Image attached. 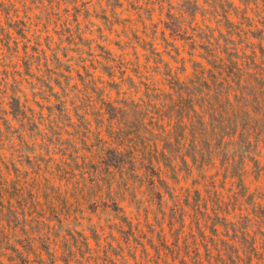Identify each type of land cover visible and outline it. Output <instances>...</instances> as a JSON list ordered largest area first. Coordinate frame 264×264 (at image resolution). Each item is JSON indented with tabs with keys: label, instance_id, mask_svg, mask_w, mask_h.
Listing matches in <instances>:
<instances>
[{
	"label": "rangeland",
	"instance_id": "1",
	"mask_svg": "<svg viewBox=\"0 0 264 264\" xmlns=\"http://www.w3.org/2000/svg\"><path fill=\"white\" fill-rule=\"evenodd\" d=\"M8 1L9 13L18 23L14 31L8 29L11 37L0 42V79L8 81L0 88L1 188L8 187L12 193L13 187L24 188L27 194H39L41 201L58 195L75 215L81 213L76 229L87 234L94 229L103 236L108 227L120 225L113 211L115 199L133 220L138 216L152 221L154 213L157 217L160 213L200 217L206 210L233 209L239 204L250 211L264 209V134L233 166L236 177L224 178L221 161L231 158V147L199 144L198 164H206L194 167L186 157L192 166L187 170L180 159L184 150L179 151L176 144L168 168L158 156L161 145L156 148L132 116L123 117V122L114 110L109 115L97 114L99 96L93 86L104 88L102 95L108 102L121 99L124 92V98L137 100L139 93L127 94L133 85H120L118 94L113 83L119 82L121 71L134 82L145 65L152 72L155 56L151 52L158 53L172 70L184 68L181 78L190 73L188 42L181 39L184 30L177 31L182 27L190 34L189 27H184L190 21L168 16L181 9L180 0L153 4L152 0H119L120 5L112 0H0L5 5ZM5 12L0 7L4 28ZM20 21H25V27ZM164 22L175 32L166 29ZM21 28L22 34L18 33ZM24 42L33 55L27 75L21 60ZM148 56L151 60L146 63ZM110 70L111 78L106 74ZM107 82L112 84L107 86ZM59 100L65 101L67 111L61 113ZM120 127L123 130L118 134ZM118 146L123 148L116 151ZM193 146L188 145V151ZM212 151L218 156L208 155ZM156 175L168 183L167 190L151 188ZM189 220L180 238L189 236ZM194 237L197 247L188 251L203 255L199 234L195 232ZM179 247L186 251L184 243ZM228 250L221 253L232 251Z\"/></svg>",
	"mask_w": 264,
	"mask_h": 264
},
{
	"label": "trees",
	"instance_id": "2",
	"mask_svg": "<svg viewBox=\"0 0 264 264\" xmlns=\"http://www.w3.org/2000/svg\"><path fill=\"white\" fill-rule=\"evenodd\" d=\"M112 1L121 4L119 0ZM154 1L166 2L151 3ZM180 1L181 9L168 16L174 14L190 21V25L184 24L190 34L186 28L177 30H184L181 39L188 42L190 73L181 78L184 68L172 70L163 64L158 53L151 52L155 56L152 72L145 65V70L135 74L137 82H134L132 76L124 77L121 71L119 82L113 83L118 94L120 85H133L127 94L131 90L139 93L137 100L124 98V92L121 99L108 102L102 95L104 88L93 86L99 96L97 114L101 116L102 111L103 115H109V110H114L123 122L126 120L123 117L132 116L134 124L142 125L143 132L152 137L153 145L156 148L161 145L158 156L167 162L168 168L176 144L179 151L184 150L180 159L187 170L206 164L203 161L198 164L199 144L218 148L227 145L233 153L230 159L224 157L221 168L224 178H235L233 166L240 164L264 134V0H237L238 4L233 0H202V5L199 0ZM7 4L0 2L1 11H6L7 28L6 31L0 21V42L11 37L8 29L14 31L18 23L9 13V1ZM19 23L25 27V21ZM165 24L166 29L175 32L176 29ZM22 30L18 33L22 34ZM26 44L23 43L21 56L25 75L33 58ZM150 60L148 56L146 63ZM106 74L113 76L111 70ZM7 83L6 77L0 79V88ZM59 103L63 106L59 107L61 113L67 111L65 101ZM122 130L120 127L117 133ZM188 145H194L192 151H188ZM122 148L118 146L116 151ZM214 152L208 155H216ZM156 178L151 180V188L167 190L168 183L158 175ZM12 189L13 193L8 187H0V264H264L262 208L259 212L250 211L239 204L233 209L206 210L199 213L200 217L185 213L177 216L160 213L157 217L158 213H154L149 221L147 217L140 220L135 216L133 220L125 216L115 199L113 211L120 225L108 227V234L103 236L104 233L99 235L94 229H89V234L76 229L83 218L81 213L75 215L67 201L60 200L58 195L43 197L41 201L37 193ZM156 198L161 200L160 193ZM186 218L190 219L189 236L180 238ZM195 232L202 241L203 255L188 251L196 245ZM179 243H184L185 252ZM228 249L232 251L221 253Z\"/></svg>",
	"mask_w": 264,
	"mask_h": 264
}]
</instances>
